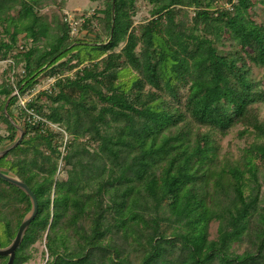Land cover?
<instances>
[{
	"label": "trees",
	"instance_id": "obj_1",
	"mask_svg": "<svg viewBox=\"0 0 264 264\" xmlns=\"http://www.w3.org/2000/svg\"><path fill=\"white\" fill-rule=\"evenodd\" d=\"M89 1L71 34L64 0H0V171L38 205L12 264H264V0ZM31 209L0 178V247Z\"/></svg>",
	"mask_w": 264,
	"mask_h": 264
},
{
	"label": "rangeland",
	"instance_id": "obj_2",
	"mask_svg": "<svg viewBox=\"0 0 264 264\" xmlns=\"http://www.w3.org/2000/svg\"><path fill=\"white\" fill-rule=\"evenodd\" d=\"M64 7H58L54 4L48 5L43 8V11L47 14L51 15L53 13H60L63 14V11H69L71 14L70 19V32L71 34H75L77 30L79 29V25L81 24L82 17H80V14L84 13L86 15H89L93 13L94 8L96 6V2L89 1V0H64ZM75 10H78V13L75 12ZM257 13L260 14V16H263L264 14V8L259 7L257 8ZM148 12L145 8V6H142V9L138 11V13L135 15V23L142 19L143 16L147 15ZM63 17V15H62ZM84 34V31L81 33V35ZM10 63L9 60H0V80H1V72L5 69V67ZM10 76H12L10 74ZM13 79V77H12ZM54 82L53 78L43 79L40 81L35 88L31 92H27L24 95H17V107H25V103L31 99L34 93H36L38 90L41 89H48L52 84V81ZM18 91L16 90L15 93ZM26 114H32V111L28 108L24 109ZM262 114H264V108L262 110ZM33 118H38L37 116L32 115ZM27 117V116H26ZM53 128V127H52ZM239 126L234 127L229 134H227L225 137L221 139V145L223 147V150L226 152H229L236 156L238 154L239 148H241L244 144L246 139L239 137L238 131ZM0 134H6L5 125L3 123H0ZM216 233V224L213 223L210 227V235L211 237L215 236ZM37 251L33 254L32 259L28 262V264H43V262L46 260L47 255L45 252V246L42 244L37 245Z\"/></svg>",
	"mask_w": 264,
	"mask_h": 264
},
{
	"label": "water",
	"instance_id": "obj_3",
	"mask_svg": "<svg viewBox=\"0 0 264 264\" xmlns=\"http://www.w3.org/2000/svg\"><path fill=\"white\" fill-rule=\"evenodd\" d=\"M4 112L6 113V108H4ZM6 116L14 125H16L13 119L7 113H6ZM16 126L19 131L18 138L6 148L0 149V157L20 143L23 137V130L19 125H16ZM0 178L22 189L29 196L31 203H32L31 212L22 220L15 237L11 240V242L7 246L0 247V256H8V260L6 264H12V261L15 256V250L19 246L28 224L35 217L37 213L38 205H37V200H36L34 193L17 176H15L12 173H3L0 171Z\"/></svg>",
	"mask_w": 264,
	"mask_h": 264
},
{
	"label": "built area",
	"instance_id": "obj_4",
	"mask_svg": "<svg viewBox=\"0 0 264 264\" xmlns=\"http://www.w3.org/2000/svg\"><path fill=\"white\" fill-rule=\"evenodd\" d=\"M63 19L65 20V21H67V23L68 24H70V19H72L71 18V14H70V12L69 11H63ZM51 79V78H50ZM54 79V78H53ZM52 83H53V80L51 81ZM51 83V84H52ZM49 124V126L50 127H53L54 129H56V130H59L60 132H61V134H62V137H61V146H60V150L62 151V153L65 151V148H66V142H67V140H68V134H67V132L65 131V130H63L62 128H60L57 124H52V123H48Z\"/></svg>",
	"mask_w": 264,
	"mask_h": 264
}]
</instances>
